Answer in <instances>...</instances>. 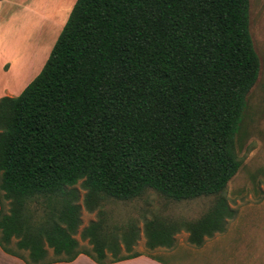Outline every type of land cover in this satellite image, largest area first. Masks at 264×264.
I'll use <instances>...</instances> for the list:
<instances>
[{
  "label": "trees",
  "instance_id": "trees-1",
  "mask_svg": "<svg viewBox=\"0 0 264 264\" xmlns=\"http://www.w3.org/2000/svg\"><path fill=\"white\" fill-rule=\"evenodd\" d=\"M250 0H76L39 73L0 97V246L27 264L97 262L137 240L134 224H82L69 186L133 199L216 195L195 220H146L147 244L197 246L233 216L222 193L242 165L236 136L260 72ZM44 204V215L39 206ZM16 239L18 249L11 247ZM48 247L54 257L49 259ZM107 248H114L111 256Z\"/></svg>",
  "mask_w": 264,
  "mask_h": 264
},
{
  "label": "rangeland",
  "instance_id": "rangeland-1",
  "mask_svg": "<svg viewBox=\"0 0 264 264\" xmlns=\"http://www.w3.org/2000/svg\"><path fill=\"white\" fill-rule=\"evenodd\" d=\"M13 1L15 4H11L10 8L12 11L15 9V12L11 14L14 17L11 23H15V26L11 30L27 39L18 48L22 54L18 57L20 62L17 69V62L14 60L17 57L12 53L0 57V97L18 95L39 73L76 2L71 0L67 7L59 5L53 12L52 9L48 10V5L51 8L53 5L50 2L55 0ZM250 3L251 32L255 48L261 57V65L258 79L248 93L247 107L236 136L242 165L222 193L233 210L226 229L207 237L201 246L192 244L188 239L189 232L182 229L175 234L176 241L172 247L151 248L147 244L145 233L146 220L155 216L195 220L214 205L217 196L176 200L149 188L143 195L133 199H119L101 194L89 207L88 190L81 180L68 187L70 195L67 194V197L81 206L82 224L75 237L82 250H91L93 246L89 239L82 237V230L92 221H100L103 234L119 233L128 229L130 224L136 226L138 238L130 248L122 250L124 255L137 252L174 260L170 258V251L179 249L185 256L183 260L201 256L199 263L264 264V0H250ZM30 21L36 26L33 25L32 29L25 28L32 23ZM44 209L46 206L41 204L39 216L44 215ZM15 243L16 239H13L11 247L28 257L29 252L18 249ZM47 248L48 258L51 259L54 257L53 248Z\"/></svg>",
  "mask_w": 264,
  "mask_h": 264
},
{
  "label": "crops",
  "instance_id": "crops-1",
  "mask_svg": "<svg viewBox=\"0 0 264 264\" xmlns=\"http://www.w3.org/2000/svg\"><path fill=\"white\" fill-rule=\"evenodd\" d=\"M66 1L68 0L51 1L50 3H52L53 6L49 8V5H48V10L52 9L54 12V10L58 8L59 5L65 6ZM11 4H15V1L0 0V57L2 58L3 55L12 53L13 56L17 57L16 59H14L17 62V66L15 68L17 69L18 63L20 62L18 57H20V55L22 54V52L18 48H20L22 45L25 44L27 37L21 38L18 32L17 33L16 31H13L14 33L12 32L15 26L13 24L15 23H11V21L14 20V17L11 14H14L15 9H13V11L11 10L10 8ZM34 24L35 23L32 22L28 27L25 26V28L32 29L34 28V26H36ZM123 249H126V246L123 243H121V247H120L121 254H122ZM113 252H114V248L106 249V253L108 254V256H111ZM170 254H171L170 258H174V260L161 258V257H155V256L144 254V253H139L138 255L130 257V258H124V259H119L116 261H111L110 257H108L107 261L105 262H97L93 260L87 254L80 253L72 261H59V262H52L50 264H182V262H188L190 264H205V263L198 262V259L201 258V256H194L192 260H189V259L183 260V257L185 258V256L181 254L179 249L171 250ZM0 264H27V263L22 258L5 252L0 246Z\"/></svg>",
  "mask_w": 264,
  "mask_h": 264
},
{
  "label": "bare ground",
  "instance_id": "bare-ground-1",
  "mask_svg": "<svg viewBox=\"0 0 264 264\" xmlns=\"http://www.w3.org/2000/svg\"><path fill=\"white\" fill-rule=\"evenodd\" d=\"M70 1L71 0H68V1H66V4H65V6L64 7H67L68 5H70L69 3H70ZM64 11H66L65 9H64ZM257 11V10H256ZM264 49V48H263ZM264 53V52H263ZM261 58V57H260Z\"/></svg>",
  "mask_w": 264,
  "mask_h": 264
}]
</instances>
